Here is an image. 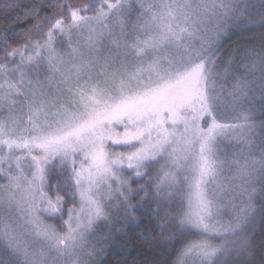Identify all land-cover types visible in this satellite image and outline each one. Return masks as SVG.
<instances>
[{"label":"snow or ice","instance_id":"obj_1","mask_svg":"<svg viewBox=\"0 0 264 264\" xmlns=\"http://www.w3.org/2000/svg\"><path fill=\"white\" fill-rule=\"evenodd\" d=\"M22 7L18 32L0 5V264H96L150 202L168 264H264V0ZM237 26L256 43L225 50Z\"/></svg>","mask_w":264,"mask_h":264},{"label":"trees","instance_id":"obj_2","mask_svg":"<svg viewBox=\"0 0 264 264\" xmlns=\"http://www.w3.org/2000/svg\"><path fill=\"white\" fill-rule=\"evenodd\" d=\"M15 2L21 5L20 11L17 13L19 19H14L11 23V27L18 32L22 31L24 26L28 24L29 18L23 14V5L29 4L32 0H0V5ZM73 3H84L85 0H71ZM3 21H0V25ZM235 42H234V41ZM229 46H233L234 43L239 41L242 42L244 48H247L248 42L251 40L246 34H240L238 39H233ZM227 48V46L225 47ZM151 209H155V203L150 202ZM145 210L137 213L136 221H129L125 228L124 240L120 241L119 246L110 248L104 253L102 258V264H168L169 259L172 255L171 247L168 243L164 242V237L159 235V230H155L154 238L159 241L157 245L149 248L142 243V238L146 230L150 229L151 226L156 224V220L152 215L149 214L147 206ZM263 229V232L261 231ZM261 236H264V223L263 226L259 227L257 232V243ZM261 253L257 251L255 257L256 264L261 262Z\"/></svg>","mask_w":264,"mask_h":264},{"label":"rangeland","instance_id":"obj_3","mask_svg":"<svg viewBox=\"0 0 264 264\" xmlns=\"http://www.w3.org/2000/svg\"><path fill=\"white\" fill-rule=\"evenodd\" d=\"M240 34H246L247 37L251 39L248 42L247 47H250L252 44L256 43V41L253 39V36H254V33L253 32L241 30V28L239 26H237V27L230 28L225 33V35L221 38V42H222V44L224 46V49L225 50H230V49H236L237 47H239V49L241 50V48H244V46L242 45V42L240 43L239 41H237L236 43H234L232 47L229 46L230 43H231V41L233 39H235V40L238 39V36H240ZM226 46H227V48H225ZM258 75H259V73H257V76ZM258 199L259 198L257 197V201H258ZM152 203H154V202H152ZM147 208L148 209L149 208L151 209L150 205H148ZM128 222L129 221H124L123 217H121L122 231L119 232V233L114 234V236L104 246L103 251L98 256H95L94 257V260L96 261V264H102V262H103L102 258L104 257V253L107 252L112 247H116L117 245L119 246L120 241L124 240V237H125V228H126V225H127ZM263 223H264V220H261L259 218V216H258L257 219H256V222H255V232H256V236H257V232L259 230V227L263 226ZM118 227H120V226H118ZM261 231L263 232V229ZM164 242L167 243L165 239H164Z\"/></svg>","mask_w":264,"mask_h":264}]
</instances>
